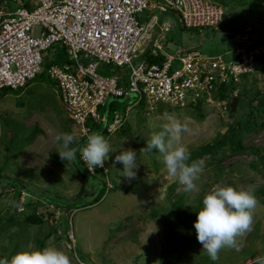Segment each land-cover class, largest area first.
I'll use <instances>...</instances> for the list:
<instances>
[{"label":"rangeland","instance_id":"rangeland-1","mask_svg":"<svg viewBox=\"0 0 264 264\" xmlns=\"http://www.w3.org/2000/svg\"><path fill=\"white\" fill-rule=\"evenodd\" d=\"M205 1L217 4L224 10L223 20L217 30L208 28L199 33L196 30L181 27V33H179L174 19L163 17L162 22L168 21L174 25L171 28L169 26L160 41L163 50L168 55L178 56L180 46L182 48L198 47L202 39L214 35L212 41L203 42V46L196 50L203 54L222 55L228 58L225 54L232 56L235 50V43L231 40L232 36H217V34L223 31L233 32L250 23L248 31L257 35L258 45L260 49H264V0H234L225 3L224 0ZM155 14H158L157 10L151 13V15ZM146 16L147 14L139 16V21L145 23L148 20ZM174 17L176 18L175 15ZM50 57L54 61L47 60L49 65L52 63L59 65L64 57L69 59L61 46L51 49ZM95 62L91 59H82L79 63L87 67ZM97 64L96 73L99 76L106 78L115 76L120 79L119 72L112 65ZM258 65L257 68L254 67V73L248 76V81L251 82L254 76L264 78V69L258 70ZM127 79V74H125V83H128ZM258 81L256 86L260 92V98L264 99V79ZM234 92L233 95L237 93V91ZM58 98L56 84L46 74L33 80L24 92L7 90L4 96L0 92V177L2 178L0 187L5 181L16 185L13 187L8 185L5 193L0 197V216L10 211L8 209L10 204H13L14 188L18 190L23 184L25 187L23 189L31 196L37 195L43 198L32 196V200L29 199L35 203V206L37 204L39 212L45 217L46 224L43 229L48 230L50 226H54L55 219H60L52 236L47 237L40 236V229L29 224L23 225L21 230H16L14 227L13 233L9 230L10 228H7L8 225L10 226L8 220H3L0 223L3 228H0V238L2 234H9L10 237L12 236V243L9 237H2L0 253L3 255L0 259L7 258L1 246L5 245L6 248L13 249V245L10 246L17 241V238L23 242L19 250L11 252V257L20 249H25L27 244H32L39 250L51 246L66 252L73 264L82 262L94 264H254L257 256L264 255V205L260 203L261 194L259 193L264 186V167L259 168V172H251L242 167V164H249L253 157L225 158L221 162L222 171L217 177V182H215L214 169L206 167V160L202 159V164H200L202 171L199 173V179L195 181L197 190L185 192L180 200L177 194L184 191V186L168 175L159 152L156 150L148 153L142 151L151 135L163 130L167 123L164 118L165 113L175 114L186 126L187 131L182 133L180 143L190 152L192 148L208 142L217 132L222 134L227 125L233 123V119L224 112L226 109L217 108L213 103L203 106L200 112L205 115V119L199 122L194 117L198 112L195 109L192 110L191 106L174 108L156 105L150 111H147L144 106L131 108L127 122L131 125L132 131L121 132L119 128L120 130L117 129L119 131L116 130L117 132L107 139L111 149L109 159L106 160L110 176L108 190L106 189L105 194L97 203L85 207L100 193L101 178L89 180L75 173L72 168L57 167L53 164L52 155L58 150V143L55 139L58 134L70 133L75 135L76 141L80 139L77 128L72 126L67 119ZM113 102V108L117 112L121 114L126 112L128 104L111 101ZM239 108L246 112L242 105ZM101 113H104V108L101 109ZM219 116L222 117L223 122H220ZM263 121L264 116L258 120V124ZM221 123L226 124L225 127ZM248 141L263 148L264 130L258 129L253 134H249L244 139L245 144ZM123 148H132L137 152L138 168L133 170L136 173L133 179L122 175L123 165L121 163H114L115 156L119 155ZM238 163L241 165H238L235 170L230 168ZM176 182L178 186L172 191L171 197H168L167 189L174 187ZM216 185L232 186L237 189L243 186L253 192L259 201L253 216V226L259 222L262 230L258 231L260 237L255 231L238 237V243L241 245L240 251L223 248L219 253V259L213 261L202 249L196 236L171 233L170 227L174 225L171 224L173 218L169 217L167 212H170L174 203H177L179 214L188 223L189 229L195 230L193 225L196 221H193L190 216H197L198 211L203 207V203L199 204L197 199L204 198ZM179 202L182 204L180 205ZM49 203L65 206V212L61 214ZM14 209L16 213H21V207ZM52 211L53 218H49L48 213ZM34 212L32 208L25 211L27 215L35 214ZM164 213H166L165 216L162 215ZM12 218L18 224L22 221L23 215L17 214ZM167 232L170 236L168 239ZM58 233L60 234L57 235ZM70 239L75 244L73 250H70L73 248L72 244H69Z\"/></svg>","mask_w":264,"mask_h":264},{"label":"built area","instance_id":"built-area-1","mask_svg":"<svg viewBox=\"0 0 264 264\" xmlns=\"http://www.w3.org/2000/svg\"><path fill=\"white\" fill-rule=\"evenodd\" d=\"M154 10L158 14L151 15ZM142 14H147L145 23L139 21ZM165 16L201 32L217 30L224 10L205 0H0V92H22L46 74L79 138L86 139L90 126L103 123L101 109L109 97L133 95V106L145 100L149 111L156 105L185 108L201 100L226 109V101H214L216 84L254 73L264 55L257 35L234 33L232 59L198 50L168 55L160 41L174 25L162 22ZM56 46L69 59L49 65ZM82 59L96 62L83 67ZM97 63L123 70L121 79L99 76ZM124 122L114 111L105 126L106 140Z\"/></svg>","mask_w":264,"mask_h":264},{"label":"clouds","instance_id":"clouds-1","mask_svg":"<svg viewBox=\"0 0 264 264\" xmlns=\"http://www.w3.org/2000/svg\"><path fill=\"white\" fill-rule=\"evenodd\" d=\"M248 30L249 28L240 32ZM233 34L227 36H232ZM121 75L122 74H120V79ZM106 102L103 106L104 110ZM133 104L134 102L128 104V108L131 109L136 107L133 106ZM213 105L217 107L215 104ZM128 108L126 112L122 114L115 110V113L120 114L121 120L125 121L123 126L128 121L127 117L130 111V109L127 111ZM111 115L108 112L107 123L110 121ZM102 116L104 117V113ZM164 118L167 123L164 125L163 130L154 132L142 151L146 153L152 152L153 150L158 151L162 156L163 164L168 175L177 179L178 182L184 186L183 190L186 193L195 191L197 190L195 181L199 179V173H201L202 167L200 163L195 161L191 164L188 163L190 160V152L180 143L182 133L187 131V128L175 114L165 113ZM55 139L58 143L57 153L60 159L65 162L74 161L77 153V148L72 146L76 141L75 135L60 133ZM79 151L81 153V159L88 165V169L94 170L97 167H104L105 161L109 159L111 149L109 142L102 134L93 132L87 135V143L84 147L79 149ZM114 163H121L123 165L122 175L126 178H135L136 173L133 170L138 168V164L137 152L134 149L123 148L120 154L115 156ZM21 192V204L23 203V198L32 197L25 191ZM202 203L203 207L198 211L197 220L193 227L196 230L197 241L202 245V249L207 253L209 258L213 261H217L219 259V253L223 248L240 251L241 245L238 243L237 238L243 237L246 233L253 230V216L259 204L253 192L245 189L243 186L237 189L232 186L216 185L204 196ZM59 234L60 233L57 235ZM69 244H72L73 248L68 249L73 250L75 248L74 242L69 240ZM0 264H73V262L66 252L56 247L50 246L39 250L35 249L32 244H28L25 250L17 252L11 259H0ZM80 264L94 263L82 262ZM254 264H264V255L257 256Z\"/></svg>","mask_w":264,"mask_h":264},{"label":"trees","instance_id":"trees-1","mask_svg":"<svg viewBox=\"0 0 264 264\" xmlns=\"http://www.w3.org/2000/svg\"><path fill=\"white\" fill-rule=\"evenodd\" d=\"M226 1L233 2L234 0H224V3ZM258 59L260 62V64L258 65L259 67L258 69L259 70L264 69V55L259 57ZM247 79H248V76L246 77V75H244V76H241L236 82L230 79L226 83L216 84L217 89L213 93V98L215 101L217 100L226 101L227 106H226V111L224 110V112H226L227 115L233 119V123L227 125L226 130H224L222 134L217 132L215 136H213L208 142L203 143L202 145L198 147L192 148L190 151V160L188 161V163L191 164L193 161H195V162L202 164L201 162L202 159L203 161L206 160L205 166L212 167L215 171V176H216L215 182L218 181L217 177L220 176L221 171H222L221 162L227 157H235V158H239L243 156L253 157V159L249 162V164H246V165L242 164V167H244L245 169L251 172H256V171L259 172L260 171L259 168L264 167V147L262 148V147L256 146L252 144L251 141H248L246 144L244 142V139L249 134H253L254 132L258 131V129L264 130V121L261 124H258V120L264 116V99L260 98V92L256 86V83L259 82L258 80L259 79L263 80L264 78H259L258 76H254V79L251 82L248 81ZM234 91H237L236 96H232V92ZM5 94H6V91L3 90V93L1 92V95L4 96ZM231 102L233 103V105H231ZM113 105H114V102L111 103V105L109 106L110 115L115 111V108H113ZM241 105L244 107L246 112H243L244 110H241L239 108V106ZM139 106L146 107V101L143 100L139 104ZM162 106H166V105H160L159 107H162ZM189 106H191L192 110L195 109V111L198 112L197 114L195 113V116H194L195 119L199 122L204 121L205 115L200 112V110L203 109V106H206L204 101L201 100L193 104L190 103L186 107H189ZM219 120L220 122H223V119L221 116H219ZM69 121L72 123V126H73L74 123L70 119ZM87 125H90L89 122L86 123V126ZM225 125L222 124L223 127H225ZM101 126H102V123L97 126H90L91 133L98 132L101 129ZM125 130L127 132L132 131L131 125L128 122L125 123L124 126L121 127V132L122 131L125 132ZM101 134L106 139L107 131L104 130ZM30 142H31V139H30ZM86 143H87L86 138H80L79 141L74 142L72 146L77 148L76 159L74 161H70V162L62 161L57 152H55L52 155V162L57 167H68L70 169L72 168V170L75 171V173H77L80 176L87 177L89 180L91 179L98 180L99 177L101 178L100 193L96 196V198L90 204H86L85 207L91 206L98 202L101 196L105 194V191L108 188V183H109L108 181L110 180V176L108 172L109 167H108L107 161H105L103 168H99V167L95 168L92 174L89 173L86 164H84L81 161L80 159L81 154H80L79 148L82 146H85ZM238 165L240 166L241 164L238 163L237 165L235 166L233 165L230 168H232V170H235ZM1 180L2 178L0 177V181ZM8 185L9 186L12 185V187L16 186L15 184H11L10 182L8 183V181H5L4 185L0 187V197L5 193V190ZM173 186L174 187H171V188L169 187L166 191V194L168 195V197L169 196L171 197L172 191H174L175 187L178 186V182H176ZM21 191H24V189L23 187L19 186L18 190L16 191V194L14 195L13 204L10 205V208H9L10 211H8V213L4 214L3 216H0V223L3 220L7 219L8 221L7 220L6 221L10 224V226L8 225L7 228H10L9 230L12 232L14 230L13 228L17 225V221H15L12 218V216L16 215V211H15L16 209L14 208H18V204L20 201V195L22 193ZM184 193L185 191L178 193L177 198L182 200V196L184 195ZM259 193L261 194L260 203L261 205H264V186L259 190ZM29 199H31V197H27L26 199L27 201L25 200L21 204L22 211L20 214L23 215L21 224L23 225L29 224L30 226L38 227L40 229V236L42 237L49 236L54 231V228L56 229L55 226L57 225L60 219L59 220L55 219L54 226L53 227L50 226L47 232H45V235L41 234V233H44L42 232V228L46 224L45 217L42 213L39 212L37 208L38 207L37 204L35 206L34 204L30 202ZM202 201H203L202 197L197 199V202L199 204H202ZM49 204L51 206H54V208L60 211L61 214L65 212V209H66L65 206H61L59 204H52V203H49ZM29 208H32L36 213L34 212L35 214L32 213L30 215H27L25 211H27ZM178 208H179L178 204L174 203L172 205V209L170 210V212L169 211L167 212L169 217L173 218L172 219L173 221L175 220L174 223L173 221L171 223V224H174L172 227H170L171 233L177 234V235L186 234L188 236H196V231L189 229L188 223L181 216V214H179L180 211H178ZM12 209H13V214H12ZM51 213H53V211L48 213L49 218H53ZM165 214L166 213L162 215L165 216ZM153 217H156V216L153 215ZM190 217L192 218L193 221L197 220L196 215H193V217L192 216ZM0 228L3 229L2 226H0ZM261 230L262 229L259 225V222H256L253 226V230L250 233H254V231L261 232ZM260 232L257 233L259 237H260ZM2 237H5V238L9 237L12 243V238H11L12 236L10 237L9 234L7 235L2 234ZM2 237L0 238V241ZM168 237L170 236L168 235V232H167V239ZM67 238H68V234H67ZM12 245H13V249L6 248L5 245L1 246L2 247L1 250L5 252V254L7 255V258L9 259L11 258V252H15L17 249H19L20 243L16 241L14 244H11L10 247H12ZM1 255H3V253H0V256ZM1 259H3V257Z\"/></svg>","mask_w":264,"mask_h":264},{"label":"water","instance_id":"water-1","mask_svg":"<svg viewBox=\"0 0 264 264\" xmlns=\"http://www.w3.org/2000/svg\"><path fill=\"white\" fill-rule=\"evenodd\" d=\"M175 23H176L177 29L179 30V33H181V28H180V26L178 25L177 20H175ZM250 25H251V23H250V24H247V25H245L244 27L239 28L238 30L233 31V32H231V31L220 32L219 34H217V36L231 35V34H233L234 32H237V31H243V30L248 29V28L250 27ZM214 37H215V36L213 35V36H211L210 38L202 39V40L199 42L198 47L203 46V42H210V41H212V40L214 39ZM198 47H197V46H192V47H190V48H188V49H182V51L185 53V52H187L188 50H196ZM181 48H182V47H181ZM119 73L122 74V73H123V70H120ZM133 97H134L133 95H126V96H124L122 99H114V100H113V98H109V99L107 100V102H106V106H105V110H104V120H103V123H102L101 129H100L97 133L101 134V133L105 130V126H106V123H107L108 112H109V106H110L111 101H115V103L130 104L131 102H133V99H134ZM109 102H110V103H109ZM231 105H233L232 102H231ZM20 186H21V185H20ZM24 191H25V190H24ZM25 192H27V191H25ZM27 193H28V192H27ZM28 194H29V193H28ZM29 195H31V194H29ZM32 196H35V197H37V198H41V199H43L42 197H39V196H37V195H32Z\"/></svg>","mask_w":264,"mask_h":264},{"label":"crops","instance_id":"crops-1","mask_svg":"<svg viewBox=\"0 0 264 264\" xmlns=\"http://www.w3.org/2000/svg\"><path fill=\"white\" fill-rule=\"evenodd\" d=\"M194 30V29H193ZM238 30V29H237ZM196 31H198L199 33H202L203 31H199V30H196ZM224 32V31H223ZM180 51L181 52H183L182 51V49H181V47H180ZM225 56L226 57H228L227 59H232L233 57H234V54L232 53V56H229V54H225ZM26 89V88H25ZM25 89H24V91H25ZM23 91V92H24ZM59 99V98H58ZM60 100V99H59ZM62 105V104H61ZM68 119V118H67ZM69 120V119H68ZM22 187H23V184H22ZM24 189H25V187H23ZM16 191H17V189H14V193H13V196H12V200H13V198H14V195L16 194ZM24 196V195H23ZM22 198V195H20V199ZM32 198V197H31ZM27 199V197H25V198H23V202L25 201ZM32 200V199H31ZM27 201V200H26ZM31 202V201H30ZM19 203H21L20 201H19ZM32 204H35V203H33V202H31ZM11 205V204H10ZM9 208H10V206H9ZM24 209V208H23ZM9 210V209H8ZM7 210V211H8ZM17 214L19 215L20 213H16V215L15 216H17ZM23 226V224H21V222H19L15 227H16V230H21V227ZM42 232H44V233H41V234H43V235H45V232H47V229H43L42 228ZM54 235V234H53ZM49 236H52V233L49 235ZM55 236V235H54ZM16 238H17V236H16ZM17 241L21 244V242H23L22 240H20L19 238H17ZM28 245V244H27ZM27 247H25V249H26ZM35 248V247H34ZM25 249H20V251H23V250H25ZM36 249V248H35ZM19 250V249H18Z\"/></svg>","mask_w":264,"mask_h":264}]
</instances>
